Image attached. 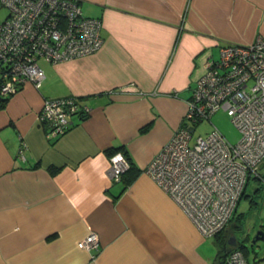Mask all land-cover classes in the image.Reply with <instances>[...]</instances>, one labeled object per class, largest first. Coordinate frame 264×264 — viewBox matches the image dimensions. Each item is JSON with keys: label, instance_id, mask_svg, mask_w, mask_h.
Listing matches in <instances>:
<instances>
[{"label": "crops", "instance_id": "0c3cea01", "mask_svg": "<svg viewBox=\"0 0 264 264\" xmlns=\"http://www.w3.org/2000/svg\"><path fill=\"white\" fill-rule=\"evenodd\" d=\"M79 1L102 21L101 49L43 61L39 87L1 99L0 264H210L207 240L144 169L215 50L264 37V0ZM69 96L90 112L49 139L37 121L43 101ZM115 149L131 164L120 182L110 178ZM90 233L96 253L77 247ZM213 244L211 264H221Z\"/></svg>", "mask_w": 264, "mask_h": 264}, {"label": "built area", "instance_id": "2783aa9c", "mask_svg": "<svg viewBox=\"0 0 264 264\" xmlns=\"http://www.w3.org/2000/svg\"><path fill=\"white\" fill-rule=\"evenodd\" d=\"M7 10L0 21V99L26 83L39 87L45 78L40 61L57 64L90 56L103 46L102 21L83 15L79 0H0ZM224 109L240 133L229 143L214 128L192 140L195 128ZM89 107L75 97L45 99L37 121L47 137L65 134L73 115ZM264 37L251 44H226L217 60H206L187 110L170 141L145 167L151 177L193 223L203 238L222 232L232 219L250 179L264 191ZM130 163L121 153L110 157V178L120 182ZM99 251L90 233L77 242ZM221 264H248L233 249Z\"/></svg>", "mask_w": 264, "mask_h": 264}, {"label": "rangeland", "instance_id": "374dc122", "mask_svg": "<svg viewBox=\"0 0 264 264\" xmlns=\"http://www.w3.org/2000/svg\"><path fill=\"white\" fill-rule=\"evenodd\" d=\"M7 15V10L0 8V21ZM217 50V49H216ZM215 50V57H219V51ZM45 66L43 61L39 63ZM195 85V84H194ZM214 128H216L224 138L231 144H236L240 138V133L230 121V117L224 109L218 110L210 120L201 122L196 128L192 136V140L197 137L207 136ZM260 184L251 180L247 189L246 195L241 198L236 213L234 222L229 223L224 228L222 238H226L227 247H234L237 244L244 254L248 264H264V239L256 240L255 236L258 232L264 233V191H255ZM256 192V193H255ZM235 237L233 245L228 244L229 238ZM207 240L205 245L206 252L210 264L214 261L217 254V248L213 244V238H204ZM232 244V243H231Z\"/></svg>", "mask_w": 264, "mask_h": 264}, {"label": "trees", "instance_id": "16d2710c", "mask_svg": "<svg viewBox=\"0 0 264 264\" xmlns=\"http://www.w3.org/2000/svg\"><path fill=\"white\" fill-rule=\"evenodd\" d=\"M5 101L6 100H1L0 99V106L1 107H3L4 106V103H5ZM117 151H119V150H117V149H115V151H113L112 153L113 154H115ZM112 154V155H113ZM126 158H127V156H126V154H124V153H122ZM128 159V158H127ZM129 161V160H128ZM130 163V162H129ZM130 167H131V164H130ZM58 170V168H56V167H50L49 168V171L51 172V174H54L56 171ZM125 175V174H124ZM123 175V176H124ZM122 176V177H123ZM122 180V179H121ZM258 191H260V189H258ZM257 192V191H256ZM255 192V193H256ZM245 193V192H244ZM244 193H243V195H242V197L241 198H243V196H244ZM235 213H236V211H235ZM235 213H234V215H235ZM234 215H233V217H232V219L230 220V222L229 223H233L234 222ZM228 223V224H229ZM225 231L223 230L222 232H220V233H218L217 235H215L213 238L215 239V243L217 244V246H218V248H219V254L221 255V257H222V262L224 261V259L226 258V256L233 250V249H237L238 247H237V244L234 246V247H232V246H228L227 247V245L225 246L224 244L227 242V240L226 239H224V237L222 238V233H224ZM227 244V243H226ZM228 244H229V242H228ZM240 250V249H239ZM243 253V252H242ZM244 254V253H243ZM245 255V254H244Z\"/></svg>", "mask_w": 264, "mask_h": 264}, {"label": "water", "instance_id": "95a60500", "mask_svg": "<svg viewBox=\"0 0 264 264\" xmlns=\"http://www.w3.org/2000/svg\"><path fill=\"white\" fill-rule=\"evenodd\" d=\"M262 239H264V233H262V232H258V233L256 234V236H255L254 242H255L256 240H262ZM234 240H235V238L233 237V238H232V242H231L232 244L230 243V245H233Z\"/></svg>", "mask_w": 264, "mask_h": 264}, {"label": "flooded vegetation", "instance_id": "af4514ba", "mask_svg": "<svg viewBox=\"0 0 264 264\" xmlns=\"http://www.w3.org/2000/svg\"><path fill=\"white\" fill-rule=\"evenodd\" d=\"M234 236H231V238H229V240H228V242L229 243H231L232 242V238H233ZM235 238V237H234Z\"/></svg>", "mask_w": 264, "mask_h": 264}]
</instances>
